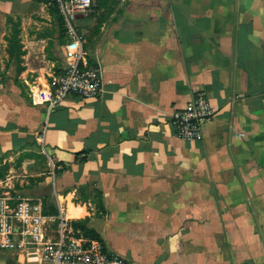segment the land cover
<instances>
[{"label":"crops","instance_id":"obj_1","mask_svg":"<svg viewBox=\"0 0 264 264\" xmlns=\"http://www.w3.org/2000/svg\"><path fill=\"white\" fill-rule=\"evenodd\" d=\"M78 25L102 95L46 114L61 19L0 0V158L55 165L25 198L85 221L127 264H264V0H95ZM196 89L215 116L187 141L171 115ZM0 264L42 263L0 249Z\"/></svg>","mask_w":264,"mask_h":264},{"label":"built area","instance_id":"obj_2","mask_svg":"<svg viewBox=\"0 0 264 264\" xmlns=\"http://www.w3.org/2000/svg\"><path fill=\"white\" fill-rule=\"evenodd\" d=\"M55 4L66 39L67 65L52 82L46 114L62 105L69 95L88 100L98 99L103 92L102 68L89 62L78 25V16L90 12L92 0H55ZM214 116L205 92L196 89L193 97L172 113L171 124L178 138L200 141L202 125ZM49 165L55 168L52 160ZM0 249L37 250L42 264H127L123 256L108 251L101 240L77 235L60 207L55 214H48L40 199H13L9 195L0 196Z\"/></svg>","mask_w":264,"mask_h":264},{"label":"rangeland","instance_id":"obj_3","mask_svg":"<svg viewBox=\"0 0 264 264\" xmlns=\"http://www.w3.org/2000/svg\"><path fill=\"white\" fill-rule=\"evenodd\" d=\"M11 31L16 34L15 40L19 36L20 22L11 19L9 22ZM12 33V34H13ZM49 163H39L38 169L33 164L24 160L3 161L0 158V196L9 195L13 199L25 198L28 196L27 190H32L41 177L36 174L45 173L49 170ZM36 180V181H35Z\"/></svg>","mask_w":264,"mask_h":264},{"label":"trees","instance_id":"obj_4","mask_svg":"<svg viewBox=\"0 0 264 264\" xmlns=\"http://www.w3.org/2000/svg\"><path fill=\"white\" fill-rule=\"evenodd\" d=\"M43 1H46V2H50L55 8H56V4H55V0H43ZM57 10V8H56ZM15 36L16 34L13 33L12 34V37L11 39H13L15 41ZM15 47L13 46V48L11 49V53H12V56H15L17 57L18 54H19V50L16 48V44L14 43ZM43 206V210L45 213H48V214H55L57 212V210H51V211H46V207H45V204L43 203L42 204ZM85 221H80V222H74V223H71V227L73 228V230L75 231L78 227V229L80 230V233H77V235H82L83 237H86V238H89V239H93V238H96V239H99V237L90 229H88L86 226H85ZM101 240V239H99Z\"/></svg>","mask_w":264,"mask_h":264},{"label":"water","instance_id":"obj_5","mask_svg":"<svg viewBox=\"0 0 264 264\" xmlns=\"http://www.w3.org/2000/svg\"><path fill=\"white\" fill-rule=\"evenodd\" d=\"M94 1H95V0H92V4H94ZM78 17L80 18L81 16H78Z\"/></svg>","mask_w":264,"mask_h":264}]
</instances>
